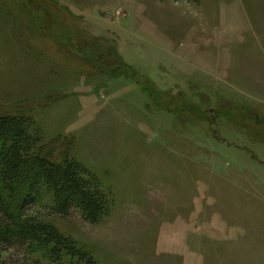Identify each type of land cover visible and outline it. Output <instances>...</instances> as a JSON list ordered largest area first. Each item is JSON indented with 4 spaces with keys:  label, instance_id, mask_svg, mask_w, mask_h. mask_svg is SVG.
<instances>
[{
    "label": "rangeland",
    "instance_id": "rangeland-1",
    "mask_svg": "<svg viewBox=\"0 0 264 264\" xmlns=\"http://www.w3.org/2000/svg\"><path fill=\"white\" fill-rule=\"evenodd\" d=\"M14 112L109 195L96 224L31 211L98 264H264V0H0Z\"/></svg>",
    "mask_w": 264,
    "mask_h": 264
},
{
    "label": "trees",
    "instance_id": "trees-1",
    "mask_svg": "<svg viewBox=\"0 0 264 264\" xmlns=\"http://www.w3.org/2000/svg\"><path fill=\"white\" fill-rule=\"evenodd\" d=\"M42 137L24 113H0V248L40 251L53 262L98 264L75 240L31 213L43 191L51 194L52 212L63 216L75 208L91 224L112 207L95 175L68 155L54 159L41 146Z\"/></svg>",
    "mask_w": 264,
    "mask_h": 264
}]
</instances>
